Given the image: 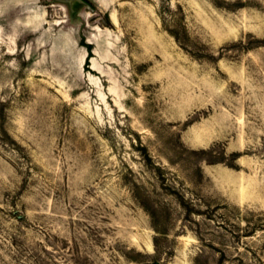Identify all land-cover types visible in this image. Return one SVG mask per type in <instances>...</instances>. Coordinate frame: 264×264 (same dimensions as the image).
<instances>
[{
	"label": "rangeland",
	"instance_id": "374dc122",
	"mask_svg": "<svg viewBox=\"0 0 264 264\" xmlns=\"http://www.w3.org/2000/svg\"><path fill=\"white\" fill-rule=\"evenodd\" d=\"M0 264H264V0H0Z\"/></svg>",
	"mask_w": 264,
	"mask_h": 264
}]
</instances>
